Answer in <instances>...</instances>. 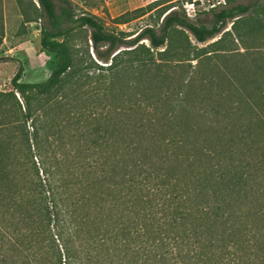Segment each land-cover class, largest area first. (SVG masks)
Here are the masks:
<instances>
[{
  "label": "trees",
  "instance_id": "trees-1",
  "mask_svg": "<svg viewBox=\"0 0 264 264\" xmlns=\"http://www.w3.org/2000/svg\"><path fill=\"white\" fill-rule=\"evenodd\" d=\"M15 1L23 22L44 21L39 46L56 61L43 81L19 82L22 68L11 79L35 104L25 102L22 153L0 139V264H264V62L253 59L247 79L208 73L212 51L189 39L206 43L231 22L254 42L259 0H225L210 25L163 11L130 39L69 0ZM83 27L98 63L81 67L64 38ZM245 112L235 136L234 122L227 137L212 121Z\"/></svg>",
  "mask_w": 264,
  "mask_h": 264
},
{
  "label": "rangeland",
  "instance_id": "rangeland-1",
  "mask_svg": "<svg viewBox=\"0 0 264 264\" xmlns=\"http://www.w3.org/2000/svg\"><path fill=\"white\" fill-rule=\"evenodd\" d=\"M75 15H90L99 19L107 31L114 33L124 32L129 35L127 39L134 37L142 28L146 26H157L161 21V13L168 12L171 9L183 10L186 16L195 23L210 25L213 21L210 8L216 10L228 5L225 0H69ZM253 0H234L233 4H247ZM28 10L32 7L28 3L23 2ZM253 16H260L264 20V0H259L255 5ZM145 8L143 14L137 18L128 20L124 24L116 23V18L123 13ZM244 17L250 18L249 15ZM19 13V9L15 0H2V24L4 35L0 44V124L4 125L0 129V139L3 144L9 139L16 144L13 152L22 153L21 135L27 133L30 137L31 119L24 121L25 102H30V107H34L32 97L34 93L29 91H20L13 89L11 84L12 77L19 68L22 73L19 79L21 83L40 82L47 78L56 59L55 56L41 50L39 46V29L43 20L32 18L29 22H23ZM231 22H228L221 33L206 43H197L189 35L191 45L196 49L207 48L211 52V59L208 63V73H216L218 68L225 66L233 73L238 74L241 79L250 77V71L253 70V59L258 62H264V31H261L255 41L251 38L243 41L237 40L234 30H231ZM238 32L243 33L246 29L245 25L237 26ZM229 30L232 35L226 36L219 44H211L220 38L224 31ZM70 53L75 56L80 66L91 65L95 58V53L91 48L89 40V30L87 28L74 29L67 37L64 38ZM147 45L146 40H142ZM209 45V46H207ZM121 50L128 49L120 47ZM214 50V51H213ZM193 51V50H192ZM194 54H190V70L196 69V59H192ZM210 54V53H209ZM206 68V69H207ZM225 69V68H224ZM226 70V69H225ZM180 70H177V74ZM262 90L264 86L262 85ZM145 85H141L143 90ZM148 88V86H147ZM193 96L195 92L192 93ZM222 107H227V100L218 101ZM229 107V106H228ZM34 110V109H32ZM39 111L34 112V116ZM32 116V118H34ZM254 120L255 118L252 117ZM251 120V119H250ZM194 121L206 123L203 118L196 117ZM210 120L208 119L207 122ZM218 123V127L227 135V129L230 123H235L232 127L231 136L243 130L249 121L247 113H243L241 117L229 116L226 119L214 117L213 120ZM252 121V120H251ZM256 123V121H255Z\"/></svg>",
  "mask_w": 264,
  "mask_h": 264
}]
</instances>
